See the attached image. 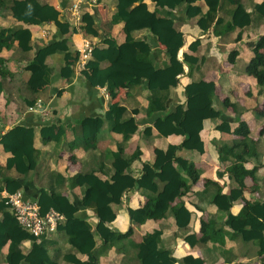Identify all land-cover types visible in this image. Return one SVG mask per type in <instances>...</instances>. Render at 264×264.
I'll use <instances>...</instances> for the list:
<instances>
[{"label": "crops", "instance_id": "1", "mask_svg": "<svg viewBox=\"0 0 264 264\" xmlns=\"http://www.w3.org/2000/svg\"><path fill=\"white\" fill-rule=\"evenodd\" d=\"M39 1L55 8L59 12L58 18L49 21L39 14L41 24L25 25L9 12L12 0H4L6 9L0 14V28L23 26L31 32L29 51H21L17 41L0 51L3 66L9 72L3 80L0 77V203L12 188H19L25 199L35 202L40 191L45 190L64 197L76 209L78 221L87 227L73 235L57 229L44 236L50 262L75 264L73 259L86 261L87 255L77 248L86 238L92 237L96 241L99 264H138L134 249L129 247L117 251L113 245L108 249L102 245L103 239L111 243L117 234L131 229L129 239L134 243H139L146 232L161 230L159 246L170 250L177 260L201 257L207 264L264 263V254L257 255L254 244L243 243L229 228L221 225L225 215L210 203L215 190L212 185L221 189L223 194H229L236 187L227 173V168L236 160L231 154H223L224 161H221L218 150L238 145L242 137L219 131L217 126L225 122L234 129L239 121L248 126L249 138L256 152V155L243 157L245 167H255L256 171L254 177L245 178L243 198L232 202L230 213L236 215L245 201L264 200V132L261 133L264 129V117L261 115L264 87L258 86L246 71L254 56L253 48L264 35V14L255 10V6L264 0H241L251 21L243 28L230 30H226V26L231 22L233 7L227 1L205 30L199 24L205 23L209 10L204 0H186L173 9L159 7L156 0H97L96 4L86 7L79 28L73 26L62 11L76 0ZM122 3L126 8L120 11L119 16V4ZM143 10L146 11L145 18L137 15ZM128 11L132 12L131 18L125 20L123 16ZM116 16L120 18L115 21L113 17ZM159 19L171 20L183 35V47L178 52V59L183 62V73L168 93L166 109L150 115L147 113L148 83L160 76L173 46L170 32L162 30L160 35H155L150 30ZM218 19L222 23L214 33ZM127 37L146 40L151 47L152 66L136 85L121 83V72L129 68L126 61L136 52ZM59 40H66V47L47 55L45 47ZM84 40L89 41L97 53L108 49L104 40L115 41L117 58L110 63L102 61L94 66V72L86 67L92 55L81 66L77 50ZM195 40L198 45L193 49L190 45H195ZM232 52L236 54L231 60ZM31 61L51 69L49 81L38 79L27 85L31 71L26 66ZM69 70H72L71 74L62 76V72L68 74ZM95 76L99 79L96 80ZM199 81L215 84L213 106L186 112L182 126L188 132L187 138L159 135L154 121L173 111L176 105L184 104L185 86ZM225 100L229 105H225ZM37 101L42 103L41 108L29 110ZM113 104L126 109L123 119L116 125L127 120V127L120 133L113 129L112 121L106 116ZM95 118H100L103 123L94 138H87L83 134L82 122L93 127L95 124L89 120ZM198 120L202 121V129L192 131V124ZM199 143L202 151L198 150ZM170 146H180L175 155L192 162L198 174L192 192L182 198L191 211L186 229L177 227L172 213L171 208L179 202L177 193L158 195L135 186V180L140 177L151 182L155 169L173 158ZM118 150L126 155L139 150L140 156L128 172L115 175L107 191H100L97 196L98 207L109 206L115 213V219L107 224L96 215L93 207L84 204V188L93 176L107 179L105 172L111 169L110 155ZM14 151L25 154L16 157ZM240 151L241 148H237L234 153L240 154ZM150 200L156 201L155 212L165 209L164 217L147 219L142 224L131 221L128 210L142 208ZM2 219L1 209L0 223ZM209 219H215L218 222L215 229L222 228L227 234H215L214 239L206 244L191 247L185 236L200 238L201 224ZM9 244L7 241L0 247V264H8ZM31 245L30 240L21 243L23 254L30 251Z\"/></svg>", "mask_w": 264, "mask_h": 264}, {"label": "trees", "instance_id": "2", "mask_svg": "<svg viewBox=\"0 0 264 264\" xmlns=\"http://www.w3.org/2000/svg\"><path fill=\"white\" fill-rule=\"evenodd\" d=\"M185 1L186 0H156L159 7L172 9L180 7ZM204 1L207 3L209 10L205 16V23L199 22L203 30L207 29L214 21L218 9L221 8L222 4L226 1L233 7L231 11V22L226 26V30H230L235 27L243 28L249 25L251 21L250 14L245 11L241 0ZM186 7L188 8V6ZM125 8L126 4H119V16L120 11L125 10ZM4 9H6L5 2L4 0H0V14H2ZM255 10L264 14V2L256 5ZM9 12L15 20L22 22L25 25L41 24L42 20L39 17V14L44 15L49 21H54L59 16V12L55 8L47 3H42L39 0H12ZM131 13V11H128L123 18L125 20L130 19ZM137 15L141 18H145L146 11H139ZM117 18L120 17H113V20L116 21ZM221 23V19L216 21L213 31L214 33H217V28L221 25ZM150 30L155 35H160L162 30L168 31L172 34L173 39V46L169 49V57L160 76L148 83L149 95L147 113L151 115L155 112L164 111L166 109V99L168 97V93L172 87L176 86L178 76L183 73V62L178 59V52L183 47V35L175 28L174 23L167 19H159L155 25L150 27ZM127 39L135 46L136 52L134 56L126 61L129 68L128 70L121 72V83L125 85H136L141 82L146 70L152 66V62L150 60L151 47L146 40H135L132 37H127ZM30 40L31 32L28 28H24L23 26L6 29L0 28V51L3 47L9 48L11 43L17 41L19 49L23 52H27L30 50ZM104 41L108 44V49L99 53L93 51L91 54V60L86 63V67L90 68L93 72L94 66H97L102 61H108L109 63L113 62L118 56V48L115 41ZM65 42L66 40H59L47 45L44 49L45 53L50 56L58 49L65 48ZM197 43L198 41L195 40L193 42L195 45H190V47L196 49V46L198 45ZM262 50H264V35L256 42L253 48L254 56L247 65L246 71L254 78L258 86L264 87V53ZM104 52H107L109 55H106ZM235 54L236 52H232L230 54L231 60ZM26 69L31 71V76L27 85L30 86L31 83L38 79L49 81L51 69L48 67H42L37 61H31L26 66ZM71 73L72 70H69L68 74L62 72V76H67ZM6 76H9V72L5 70L3 60L0 58L1 80H3ZM95 79H99V76H95ZM1 87L2 83L0 82V92ZM214 92L215 84L213 82L199 81L187 84L185 86V103L176 105L173 111L163 117L157 118L154 121V127L157 129L159 135L168 136L173 134L181 135L187 138L189 136L188 132L182 126L186 112L190 110H204L211 108L213 106ZM224 103L225 105H229L227 100H225ZM125 112L126 109L124 107H121L118 104H113L106 113L107 118L113 123V129L117 130L119 133L124 131L127 127L126 119L123 120L119 126H116L119 124L120 119H123ZM261 115L264 117V105L261 109ZM89 122L95 125L90 127V125L86 122H82L83 134L87 138H94L95 133L99 131L103 122L100 118L91 119ZM191 128L192 131L199 132L202 129V121L198 120L194 122ZM217 129L222 132L239 135L242 139L238 145H234L229 148H219L218 151L221 161H224L223 154H231L236 160L235 163L227 168V173L233 178L236 187L231 189L229 194H223L221 189H219L216 185L211 184L215 187V190L210 198V203L217 206L218 211L225 215V220L221 223L223 227L229 228L231 233L237 236L243 243L254 244L257 247V255H263L264 200L261 202H250L244 200V205L236 215L230 213L232 202L243 198L245 178L247 176L254 177L256 171L255 167L247 169L245 167L246 162L243 160V157L246 155H256L255 149L249 138L248 126L245 122L239 121L238 125L234 129H230L229 124L223 122L217 126ZM263 132L264 129L261 130V133ZM179 147L180 146H170L173 158L164 162L155 169L154 178L151 182H146L143 177H140L135 180V186L146 188L158 195L160 193H177L179 202L171 209L174 214L177 227L179 229H186L191 219V211L188 209L182 198L192 192V186L197 182L198 174L192 162L175 155ZM197 147L199 151H202V145L200 143ZM237 148H241L240 154L234 153ZM22 154L24 155L25 153L14 151V155L16 157H20ZM110 156L111 169L109 172H105L107 179L102 180L97 176H93L92 179L85 184L83 196L84 204L86 206L93 207L96 215L102 222L107 224L111 223L115 219V213L109 206L98 207L97 196L100 191H107V187L115 175H121L128 172L132 163L139 158L140 152L139 150H136L133 154L126 155L123 151L118 150L117 152L111 153ZM29 167L30 166L26 167V169ZM206 188H208V186ZM18 189L19 188H12L8 191L12 193ZM37 203L40 208V214L42 215L51 208L63 213L64 219L59 223L57 229L63 230L66 235H73L84 227H87L78 221V217L75 216L76 209L59 194L41 190L38 195ZM1 209L3 219L0 223V247L7 241H10L6 257L7 263L53 264L49 260L45 237H34L27 231L23 230L15 217L8 210L4 201L0 203V210ZM156 210V201L150 200L142 208L129 209L128 214L131 221L142 224L147 219L157 220L164 217L163 215L165 209L160 210L159 213L155 212ZM217 224L218 222H216L215 219H209L207 222H202L200 228V238H196L195 235H187L185 236V241L191 247H194L195 245L206 244L211 239H214L215 234H227V232H225L222 228L215 229V225ZM131 232V229H128L125 233L117 234L111 243L110 240L103 239L102 245L107 249L113 245L117 251L127 250L129 247L134 249L135 258L138 261V264H175L176 262H179V264H207L201 257H194L189 260H186L185 258L177 260L170 250H165L159 246V238L162 234L161 230L146 232L139 243H134L131 239H129ZM24 240L32 241L31 249L27 254H23L20 249V245ZM95 242V239L92 237L86 238L77 250L86 254L88 259L84 262L78 259H73V262L75 264H99V253L95 248Z\"/></svg>", "mask_w": 264, "mask_h": 264}, {"label": "built area", "instance_id": "3", "mask_svg": "<svg viewBox=\"0 0 264 264\" xmlns=\"http://www.w3.org/2000/svg\"><path fill=\"white\" fill-rule=\"evenodd\" d=\"M97 0H76L62 11L68 15L70 22L75 27H80L85 16L87 6H92ZM80 55V64L84 66L91 56L93 48L89 41L84 40L82 46L77 50ZM42 103L37 101L29 110L41 108ZM4 203L12 212L18 224L34 237L47 236L57 230L59 223L64 219V215L55 210L49 209L45 214H40L37 202L27 200L20 190L7 193Z\"/></svg>", "mask_w": 264, "mask_h": 264}]
</instances>
